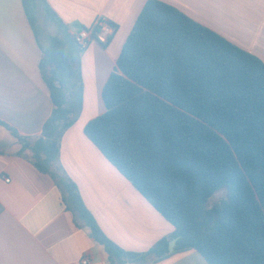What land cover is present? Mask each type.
I'll list each match as a JSON object with an SVG mask.
<instances>
[{
	"label": "trees",
	"instance_id": "obj_1",
	"mask_svg": "<svg viewBox=\"0 0 264 264\" xmlns=\"http://www.w3.org/2000/svg\"><path fill=\"white\" fill-rule=\"evenodd\" d=\"M39 3L65 32L40 45L53 109L37 136L0 125L22 144L18 156L52 178L76 225L105 247L110 264H157L190 250L208 264H264V63L174 6L146 2L103 88L106 110L84 129L175 228L147 251H126L61 165L62 139L82 111L83 50L46 0H23L36 37ZM99 33L96 25L91 40Z\"/></svg>",
	"mask_w": 264,
	"mask_h": 264
},
{
	"label": "crops",
	"instance_id": "obj_2",
	"mask_svg": "<svg viewBox=\"0 0 264 264\" xmlns=\"http://www.w3.org/2000/svg\"><path fill=\"white\" fill-rule=\"evenodd\" d=\"M148 0H46L74 34L93 29L104 19L117 29L106 48L91 40L81 57L82 111L61 143V165L73 180L96 221L126 251L144 252L175 231L84 133L105 112L103 88ZM217 32L264 63V0H160ZM39 3L42 39L24 9L23 0H0V121L26 136H37L53 105L42 79L40 45L50 36H65L48 20ZM61 28V29H60ZM54 32V33H53ZM22 144L0 125V264H110L105 247L90 230L76 225L62 194L48 175L18 156ZM7 179L10 182H7ZM157 264H208L195 250Z\"/></svg>",
	"mask_w": 264,
	"mask_h": 264
},
{
	"label": "built area",
	"instance_id": "obj_3",
	"mask_svg": "<svg viewBox=\"0 0 264 264\" xmlns=\"http://www.w3.org/2000/svg\"><path fill=\"white\" fill-rule=\"evenodd\" d=\"M97 26L100 27L99 36L102 37L104 40L110 38L115 32V27L107 20L104 19L100 20L97 23ZM92 31L93 29H81L74 34V39L76 43L83 51L88 47L89 43L91 42ZM7 182H10V180L7 179ZM91 263L92 260L88 256L82 259V264H91Z\"/></svg>",
	"mask_w": 264,
	"mask_h": 264
},
{
	"label": "rangeland",
	"instance_id": "obj_4",
	"mask_svg": "<svg viewBox=\"0 0 264 264\" xmlns=\"http://www.w3.org/2000/svg\"><path fill=\"white\" fill-rule=\"evenodd\" d=\"M37 29H38V34L40 35V38L43 39V38L45 37V35H46V30H45V28H43V27L41 26V24L37 22ZM53 33H54V32H53ZM225 196H226V192H225V191L217 192V193L214 195V197L211 198V200H210V204H211V205L215 204V203L218 202L219 200L225 198Z\"/></svg>",
	"mask_w": 264,
	"mask_h": 264
},
{
	"label": "water",
	"instance_id": "obj_5",
	"mask_svg": "<svg viewBox=\"0 0 264 264\" xmlns=\"http://www.w3.org/2000/svg\"><path fill=\"white\" fill-rule=\"evenodd\" d=\"M177 245V239H173L169 244V252L173 253Z\"/></svg>",
	"mask_w": 264,
	"mask_h": 264
}]
</instances>
